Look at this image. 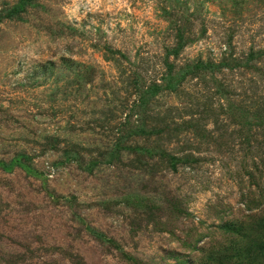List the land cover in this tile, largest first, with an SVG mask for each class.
I'll return each instance as SVG.
<instances>
[{
  "label": "rangeland",
  "instance_id": "obj_1",
  "mask_svg": "<svg viewBox=\"0 0 264 264\" xmlns=\"http://www.w3.org/2000/svg\"><path fill=\"white\" fill-rule=\"evenodd\" d=\"M0 264H264V0H0Z\"/></svg>",
  "mask_w": 264,
  "mask_h": 264
}]
</instances>
